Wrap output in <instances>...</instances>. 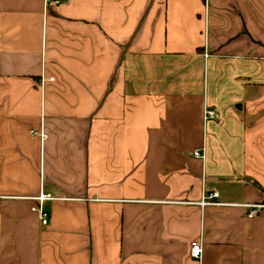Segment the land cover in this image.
<instances>
[{"label": "crops", "instance_id": "crops-1", "mask_svg": "<svg viewBox=\"0 0 264 264\" xmlns=\"http://www.w3.org/2000/svg\"><path fill=\"white\" fill-rule=\"evenodd\" d=\"M263 200L264 0H0V264H264Z\"/></svg>", "mask_w": 264, "mask_h": 264}, {"label": "built area", "instance_id": "built-area-1", "mask_svg": "<svg viewBox=\"0 0 264 264\" xmlns=\"http://www.w3.org/2000/svg\"><path fill=\"white\" fill-rule=\"evenodd\" d=\"M52 2L55 5L59 4V0H52ZM50 80L52 81V79H50ZM203 118H204V120H208V119H217L218 120L219 119L216 111L213 109H210V108L204 109ZM30 134L33 136H36L38 133L35 132L34 130H31ZM40 136H41V138H44L43 134H40ZM203 154L204 153H203L202 149H196L195 151H193V156L198 158V159H204ZM217 199H218V193L216 191H212V192H208V193L203 192L201 200L199 202V205L201 207L220 206L221 204L215 201ZM35 200H37L38 206L33 207L31 209V211L37 213L41 225L46 226L48 224L49 214L43 208V204L47 201L53 200V197L51 195H48V194H40L38 197L35 198ZM248 207L250 208V210H255V211L262 210V209H264V200L261 203H258L255 205H249ZM253 213L254 212L251 211L249 213V216H252ZM202 252H203V245H202V242L200 240L192 241L190 243V245H189V256H190V258H192L194 260H200Z\"/></svg>", "mask_w": 264, "mask_h": 264}]
</instances>
